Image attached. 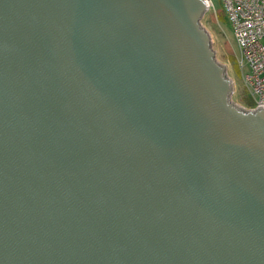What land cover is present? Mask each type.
<instances>
[{
  "label": "water",
  "instance_id": "obj_1",
  "mask_svg": "<svg viewBox=\"0 0 264 264\" xmlns=\"http://www.w3.org/2000/svg\"><path fill=\"white\" fill-rule=\"evenodd\" d=\"M205 10L0 0V264H264V110Z\"/></svg>",
  "mask_w": 264,
  "mask_h": 264
},
{
  "label": "built area",
  "instance_id": "obj_2",
  "mask_svg": "<svg viewBox=\"0 0 264 264\" xmlns=\"http://www.w3.org/2000/svg\"><path fill=\"white\" fill-rule=\"evenodd\" d=\"M202 1L206 10L214 8L212 0ZM222 1L241 53L238 66L242 71L248 69L243 80L252 106L240 108L248 113L264 110V0Z\"/></svg>",
  "mask_w": 264,
  "mask_h": 264
},
{
  "label": "rangeland",
  "instance_id": "obj_3",
  "mask_svg": "<svg viewBox=\"0 0 264 264\" xmlns=\"http://www.w3.org/2000/svg\"><path fill=\"white\" fill-rule=\"evenodd\" d=\"M214 8L205 10L199 19L202 28L210 37V45L215 54V60L224 69V76L230 82L231 102L241 107H249L250 96L244 84L242 71L238 62L241 53L235 37L234 28L228 18L222 0H212ZM264 45V38L262 39Z\"/></svg>",
  "mask_w": 264,
  "mask_h": 264
},
{
  "label": "trees",
  "instance_id": "obj_4",
  "mask_svg": "<svg viewBox=\"0 0 264 264\" xmlns=\"http://www.w3.org/2000/svg\"><path fill=\"white\" fill-rule=\"evenodd\" d=\"M249 106H252V101H248Z\"/></svg>",
  "mask_w": 264,
  "mask_h": 264
}]
</instances>
